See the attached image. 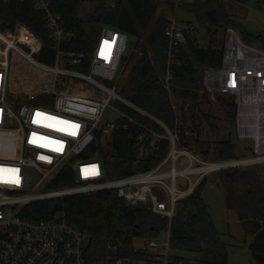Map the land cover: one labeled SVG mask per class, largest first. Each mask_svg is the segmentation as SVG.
<instances>
[{
    "label": "built area",
    "instance_id": "obj_1",
    "mask_svg": "<svg viewBox=\"0 0 264 264\" xmlns=\"http://www.w3.org/2000/svg\"><path fill=\"white\" fill-rule=\"evenodd\" d=\"M32 1L51 42V63L37 58L41 40L23 24L14 25L12 36L0 30V264H86L85 236L79 227L60 214L40 219L21 216V208L31 201L108 189L128 204L144 206L170 222L178 199L190 193L206 173L264 160V49L244 41L236 28H226L221 62L202 68L201 86L211 95L233 96L234 130L239 138L250 140V155L205 161L188 149L178 148L176 131L118 93L116 82L123 76L119 68L128 49L126 32L102 25L92 50L85 55L67 47L70 33L62 17L51 11L49 1ZM157 1L180 6L194 0ZM222 1L250 9L264 19V0ZM167 19L166 65L160 73L166 88L172 80L171 66L178 47L197 34L194 24L173 16ZM13 55H20L48 76L34 86L14 88ZM86 61L87 71L74 68ZM111 100L118 107L111 105ZM108 107L117 117L102 121ZM118 131H125L138 142L140 157L153 151L162 138L169 141L168 151L149 170L108 178L99 150L105 138ZM181 155L188 163L176 168ZM63 167L72 184L48 187ZM178 176L186 179L184 187L178 186ZM166 232L165 242L155 238L141 245L155 259H137L135 264L167 263L169 229ZM130 261L119 258L114 264Z\"/></svg>",
    "mask_w": 264,
    "mask_h": 264
},
{
    "label": "trees",
    "instance_id": "obj_2",
    "mask_svg": "<svg viewBox=\"0 0 264 264\" xmlns=\"http://www.w3.org/2000/svg\"><path fill=\"white\" fill-rule=\"evenodd\" d=\"M48 1L51 11L62 17L70 33L67 47L75 51L87 55L93 48L94 37L85 27L87 22L96 23L100 27L110 25L132 36L133 41L128 44L130 51L140 45L143 39L141 51L135 58L132 54L122 57L125 65H130L123 82L117 84L119 93L176 131L181 149L196 147L205 159L211 148L217 160L237 158L230 137L217 139L221 131L215 129L216 125L209 122L203 110L207 95L198 75L199 69L204 66L220 64L226 28L233 26L238 30L240 27L222 0H194L181 6L205 28L209 40L205 46H199L195 36L188 38L184 46L178 47L173 57L172 80L168 88L160 77L166 65L167 39L164 28L168 19L159 6L162 4L172 11V5L157 0H91L92 9L83 19L78 16V0ZM16 23L23 24L39 37L41 49L37 58L51 63V42L42 15L32 0H0V30L12 36ZM217 30H221V35L215 39ZM240 35L244 41L260 43L264 48L262 36L249 34L243 28ZM74 68L87 71V61ZM47 76L48 73L40 71L20 55H13L11 83L14 88L34 86L43 82ZM221 100L218 98V105L225 114V122L233 120L234 126V103ZM140 119L163 131L150 120L144 117ZM202 124L208 129L211 140L215 141L199 137ZM97 138L100 139V135ZM105 140L99 156L108 178L149 170L165 157L169 148L168 139L162 138L153 151L140 157L138 142L129 138L125 131L114 132ZM226 178L231 181L230 185H226V206L236 211L245 232L252 236L248 244L251 259L255 264H264L263 187L257 177L249 176V171L232 170ZM205 182L202 177L190 193L178 199L176 213L170 222L144 206L128 204L114 190L108 189L31 201L23 205L20 214L34 219L54 218L60 214L79 227L85 236L86 264H114L119 258L131 260L126 264H135L137 259L147 260L152 254L147 249H135L134 241L137 238L145 242L157 239L165 229H169L168 247L171 250L166 264H227L226 244L215 230L207 205L201 197ZM71 184L70 174L63 167L48 187ZM179 251L198 252L201 256L192 262L182 258L177 253Z\"/></svg>",
    "mask_w": 264,
    "mask_h": 264
},
{
    "label": "rangeland",
    "instance_id": "obj_3",
    "mask_svg": "<svg viewBox=\"0 0 264 264\" xmlns=\"http://www.w3.org/2000/svg\"><path fill=\"white\" fill-rule=\"evenodd\" d=\"M164 3H168L173 6V10L170 11L166 6H159V9L164 10V13L166 17H176L182 21H187L192 24H194L196 28V39L197 44L199 46H205L209 40V36L206 33L205 28L197 23L196 19L193 17V15L186 10H183L181 6H175L172 3L160 1ZM226 5V9L228 12H230L233 15L234 20L238 22L240 25L239 29L237 30L241 34V28H243L247 33L253 34V35H260L264 38V19L263 17L258 14L257 12H254L252 10L246 11L244 7H238L236 5H233L229 2H224ZM92 9V1L91 0H78V16L80 18H85L89 12ZM85 27L87 31L92 33L93 37H96L100 26L96 25V23L87 22L85 24ZM221 35V30H217L215 33V39L219 38ZM128 44L133 41V37L128 35ZM141 42H143V39L140 40V45H138L136 48H133L131 51L127 49L125 55L129 56L132 54L134 58L140 53L141 51ZM253 44V43H251ZM260 44V43H259ZM253 44L257 46L258 48H263V46L260 44ZM144 45V44H143ZM142 45V46H143ZM1 42H0V49H1ZM264 49V48H263ZM131 60L130 62H132ZM130 63L125 65V62L122 61L120 64L119 71L123 72V76H120V80L116 82V89L124 80V77L129 69ZM202 69H199L198 75L200 74L201 77ZM118 91V90H117ZM119 93V91H118ZM207 97L203 104V110L207 113V118L209 122L216 125L215 129H220V134L218 135L217 139H222L226 137H230L231 141L234 143V154L235 157L241 158L249 156V148H250V140L249 139H242L239 138L234 130L233 126V120L230 121V123L225 122V114L221 110L220 106L218 105L219 101L218 98H221L222 100H225L226 103H233V96L230 94H224L217 96L211 95L207 92H205ZM124 97V96H123ZM220 100V99H219ZM221 100V101H222ZM111 105L118 107L114 100H111ZM117 117V113L113 110V108L108 107L107 110L102 115V121H108L113 120ZM188 129V128H187ZM186 129V130H187ZM201 134L200 138L203 140H211V137L208 133V129L206 128L205 124H202L201 126ZM188 132V131H187ZM194 135L196 134L195 131L193 132ZM190 134V133H188ZM215 141V140H211ZM213 147V143L211 144ZM178 148H180L178 146ZM181 149V148H180ZM190 151L194 152L195 154H198L202 159L205 161H215L217 158L214 156V152L209 150V156L207 159L203 158V155L200 153L199 150H197L196 147H192ZM188 163L185 156L181 155L177 159L175 163L176 168H181L185 166ZM166 168H168L166 166ZM249 171V176L251 178L257 177L258 181L263 187L264 190V160L254 162V163H248V164H242L239 166L233 167V169L223 167L220 169L212 170L208 173H206L203 178H205V184L202 187L201 190V197L203 202L207 205V211L211 216L213 225L215 230L220 235V238L224 241L226 244V251H227V264H255L253 260L251 259L250 250L248 248V244L251 242V234L246 233L242 223L238 220V215L236 211L232 209H228L226 206V185H230L231 181L226 178V175L230 171ZM177 183L179 187H184L186 184V179L183 177L178 176L177 177ZM235 185H238L235 182ZM178 206V204H177ZM168 229L163 230L160 235L157 238L158 242H165L167 239V231ZM145 244L144 239H136L134 241V247H140L141 250L145 249V247L141 246ZM169 254L171 253V250H169ZM182 258L188 261L194 262L197 260L201 254L198 252H190V251H179L177 252ZM155 259V256L149 255L147 257V260L152 261Z\"/></svg>",
    "mask_w": 264,
    "mask_h": 264
},
{
    "label": "crops",
    "instance_id": "obj_4",
    "mask_svg": "<svg viewBox=\"0 0 264 264\" xmlns=\"http://www.w3.org/2000/svg\"><path fill=\"white\" fill-rule=\"evenodd\" d=\"M239 220V219H238ZM251 236V235H250ZM251 240H252V236H251Z\"/></svg>",
    "mask_w": 264,
    "mask_h": 264
},
{
    "label": "snow or ice",
    "instance_id": "obj_5",
    "mask_svg": "<svg viewBox=\"0 0 264 264\" xmlns=\"http://www.w3.org/2000/svg\"><path fill=\"white\" fill-rule=\"evenodd\" d=\"M39 115V114H38Z\"/></svg>",
    "mask_w": 264,
    "mask_h": 264
}]
</instances>
